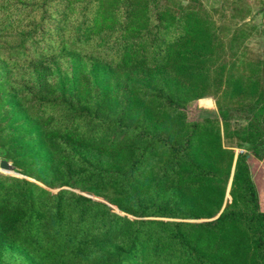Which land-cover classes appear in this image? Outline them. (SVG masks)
Returning <instances> with one entry per match:
<instances>
[{"label":"trees","instance_id":"16d2710c","mask_svg":"<svg viewBox=\"0 0 264 264\" xmlns=\"http://www.w3.org/2000/svg\"><path fill=\"white\" fill-rule=\"evenodd\" d=\"M158 2L0 0V264H264L255 27ZM210 88L219 122L188 121Z\"/></svg>","mask_w":264,"mask_h":264},{"label":"rangeland","instance_id":"374dc122","mask_svg":"<svg viewBox=\"0 0 264 264\" xmlns=\"http://www.w3.org/2000/svg\"><path fill=\"white\" fill-rule=\"evenodd\" d=\"M157 1H159L157 7L164 6V4H167V1H168L169 5H171L170 9L172 10H177L178 7L174 5L178 3L181 4V7L196 6V5L201 6L205 10L209 18L211 19L213 23V27H215V25H226V24L233 25V26L234 25L242 26L244 23L249 26L253 25L255 29L249 32L250 33L248 37L249 40L247 41V46H246L247 51H243L241 49L240 53L244 52L246 53L248 57L252 59L257 57V55H259L261 58L264 57V0H213V1L212 0H157ZM210 6L215 7L214 8L215 12L210 11ZM164 7H167V5ZM246 11H248V13L244 14ZM241 15L243 18L239 19V16ZM245 29L249 31V28H245ZM209 78L210 80H212L211 71L209 74ZM209 94H210L209 97L204 98V99H208L211 102L210 106H206L203 103L199 102V100L201 99L191 102L189 105H187L185 109V116L188 121H191V122L199 121L200 119L205 118V117H214L219 122V117L217 115L216 105H215L216 99L213 95L212 88L209 89ZM205 110L209 112H205ZM7 125L8 124H6V121H5L3 124L0 125V129H5ZM218 128L220 130L221 127L218 126ZM226 146H228V144L224 143V141L221 139V147L225 150H230L233 152L232 166L234 167L235 156L236 154L242 153V150L238 148H227ZM3 159L7 161L9 164L14 165L18 170H24L21 163H17L8 154V151L4 145V142L1 143V139H0V160H3ZM246 161L249 167V171H250L253 184L256 189L259 208L262 212H264V157L262 160L257 161L249 156ZM7 176L14 177L12 175L11 176L7 175ZM14 178L24 179L25 177L22 176V177H14ZM28 180L29 182L31 181L33 183L32 180L30 179ZM37 185L48 190L52 194L56 193L60 189H65V190L72 191L76 194H79L85 197L88 196L92 200H95V201H98L104 204H108L100 198L86 195L84 193L79 192L77 189L64 187V186L60 188H56V189H49V188L44 187L42 184H37ZM229 189H230V186H228V183H227L226 192H225V199L227 200H229V191H228ZM108 207H110L113 212L117 213L116 209L113 206L109 205ZM119 215H122V214L120 213ZM127 217L131 220H137L136 218H133L131 216H127ZM184 221L203 222L206 220H196V221L184 220Z\"/></svg>","mask_w":264,"mask_h":264},{"label":"water","instance_id":"95a60500","mask_svg":"<svg viewBox=\"0 0 264 264\" xmlns=\"http://www.w3.org/2000/svg\"><path fill=\"white\" fill-rule=\"evenodd\" d=\"M0 170H2V171H5V172H10V173H14V170H15V168L11 165V164H9L7 161H5V160H0ZM232 171H233V166L231 167V172H230V175H229V180H228V186H230V180H231V176H232ZM26 179H28V178H26ZM36 184V183H35ZM88 197V196H87ZM88 198H90V197H88ZM224 199H225V197H224ZM104 204V203H103ZM105 205H108V204H105ZM109 206V205H108ZM223 208V207H222ZM222 208H221V210H222ZM116 212L118 213V214H120L117 210H116ZM220 212V211H219ZM218 215V214H217ZM217 215L213 218V219H215L216 217H217ZM212 220V219H211Z\"/></svg>","mask_w":264,"mask_h":264},{"label":"bare ground","instance_id":"6f19581e","mask_svg":"<svg viewBox=\"0 0 264 264\" xmlns=\"http://www.w3.org/2000/svg\"><path fill=\"white\" fill-rule=\"evenodd\" d=\"M0 171H2V170H0ZM2 172H4V173H10V172H5V171H2Z\"/></svg>","mask_w":264,"mask_h":264}]
</instances>
